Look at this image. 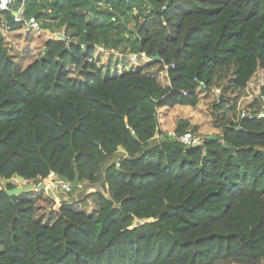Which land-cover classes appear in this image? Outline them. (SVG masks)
Instances as JSON below:
<instances>
[{"label":"trees","instance_id":"1","mask_svg":"<svg viewBox=\"0 0 264 264\" xmlns=\"http://www.w3.org/2000/svg\"><path fill=\"white\" fill-rule=\"evenodd\" d=\"M100 2L25 0L31 33L69 38L28 65L0 27V179L99 186L91 210L66 201L47 221L43 196L0 189V264H264V85L255 116L236 115L264 70V0ZM95 47L153 60L105 75ZM164 65L166 85L148 71ZM208 94L219 133L187 148L161 115L169 125ZM172 131L197 132L187 118Z\"/></svg>","mask_w":264,"mask_h":264},{"label":"rangeland","instance_id":"2","mask_svg":"<svg viewBox=\"0 0 264 264\" xmlns=\"http://www.w3.org/2000/svg\"><path fill=\"white\" fill-rule=\"evenodd\" d=\"M132 26V25H131ZM35 33H27L25 32L24 35H21L20 37L15 36V42L20 43L18 47L16 48L11 42L7 44L8 50L10 54L14 57L15 61L17 63H21V57L23 54H29L30 52H35V56H28L31 57L29 60H33L34 57L38 56L41 52L42 48V40H40L37 43L36 48H32L30 46L28 38L34 37ZM10 41H13V36L8 38ZM30 39V38H29ZM7 41V40H6ZM28 41V42H27ZM28 45L25 48H22L23 45ZM33 43H31L32 45ZM22 45V46H21ZM95 61L97 62V65L102 69L103 73L105 75H115V74H122L125 71H131V70H136L141 66L147 65L149 62L146 59H141L138 64H133L128 58L119 56V54H112V55H105V54H98L99 52L95 51ZM27 60L26 62H28ZM25 62V63H26ZM22 65H25L21 63ZM20 64V65H21ZM150 73H154L156 77L161 81L162 84L166 85L167 84V79L166 75L158 69L157 67L152 68L148 70ZM225 83V80L221 82V85ZM264 85V70L259 71L256 76L254 77L252 83L249 85L247 91H243L240 94V98L238 99V106H237V112L236 115L238 117L241 116L242 112H254L259 108L260 105V99H259V93L261 87ZM217 93H222L223 90L222 88H218L216 90ZM235 97V95H234ZM217 103L215 97L213 95H206V97H203L200 101V104L198 105L197 108H179L177 114H171L170 119L176 121L179 118H187L189 119L192 124L196 127V131L199 132L201 135L207 137V136H212L216 135L219 133V130L214 127V119L215 116L212 113L213 105ZM112 161H109L110 163ZM54 178H57L56 176H50L48 179H46L47 182L49 180ZM29 184H34L35 187L32 190V197L37 199L40 196H43V198L38 199V206H39V216L44 217V221H47L48 215L51 211H57L60 209V206L62 202H69L71 205H75L79 207L80 209H86V210H91L94 207V202L92 198H88L87 196H84V194L80 193L81 190H84L83 188H77L76 190H72V194L68 192H63L60 190H54L56 193V199H52L51 197L48 196L46 191L39 192L37 191L38 186L40 184H35V183H29ZM87 186V185H86ZM85 187V186H84ZM5 188V183L2 179H0V189ZM25 188V187H23ZM41 194V195H40ZM71 194V195H70ZM49 197L56 205L49 204L45 198ZM90 201V202H89ZM92 202V203H91ZM59 207V208H58Z\"/></svg>","mask_w":264,"mask_h":264},{"label":"built area","instance_id":"3","mask_svg":"<svg viewBox=\"0 0 264 264\" xmlns=\"http://www.w3.org/2000/svg\"><path fill=\"white\" fill-rule=\"evenodd\" d=\"M16 1L17 0H0V27H2V30L6 29L7 31H11V27L8 25L7 20H5V14L13 13V7ZM104 6L106 5L104 3V0H102V2L99 3V7H104ZM108 8L112 9L110 5L108 6ZM115 20L116 18H113V21ZM13 21L15 23H21L24 32H27V33L32 32V31H38L41 29V23L36 18L26 19L24 17V6L19 9L17 16H13ZM67 40H69V38H67ZM95 51L96 52L98 51L99 52L98 54L102 53L105 55H111V53H109L104 47H95ZM119 56L128 58L133 64H138V62L141 59H146L148 60V62L153 60L142 54H129V55H119ZM169 69H170V66L164 65L163 68L160 70L163 71L165 75H167V71ZM262 100L263 102H262L261 109L259 113L256 114V116L259 118L260 117L264 118V98ZM253 116L255 115L251 113H246V112H242L241 114V117L252 118ZM170 135L175 137L180 143H182L187 148H195L201 145L204 140L203 135H201L199 132H194V131H187L186 133L181 134V135H176L173 131H171ZM3 181L5 183V188H8V187L23 188L29 185L28 181L22 178H19V177H14L12 179L3 180ZM43 182L46 183L48 187H51L53 190H60L63 192L72 191L71 184L59 178H55L54 180L51 179L49 180V182H47L46 180Z\"/></svg>","mask_w":264,"mask_h":264},{"label":"crops","instance_id":"4","mask_svg":"<svg viewBox=\"0 0 264 264\" xmlns=\"http://www.w3.org/2000/svg\"><path fill=\"white\" fill-rule=\"evenodd\" d=\"M12 15H13V13H12ZM24 33L25 32H24L23 28H19L18 30H13V31L12 30L11 31H7L6 29L3 30V34H4V36H5L6 40H7V44H9V46H12V45H10L12 43L16 48L18 47V45L20 43H16L15 42V40H14L15 39V36L16 37H20L21 35H24ZM57 34H64L65 35V32L63 30H61V31L56 32L54 34V33H52L49 30H42L41 32L34 34L35 39H33L31 41V39L33 38L31 36V37H29L30 39L28 38V41H29L30 46H32V48L34 49V48L37 47V43L40 40H42V48H41V50H42L43 49V43L46 40H49V39L53 38L54 36H57ZM12 36H13V41H10L8 38H10ZM31 43H33V44L31 45ZM26 46H29L28 43H27V45H23L22 48H25ZM35 54H36L35 52L34 53L33 52H30L29 54H27V53L26 54H23V56L21 57V60H22L21 63H23L25 65H28L32 61L36 60L39 57L40 54L38 56L34 57L33 60H29L31 57H28V56H33V55L35 56ZM27 60H29V61L26 62ZM21 63L19 62L18 64H21ZM163 112L164 111H162L161 114H163ZM176 122H177V119H176V121L172 120V122L169 125H167L166 122H165V120H164V118H163V115H161V123H162V126H163V129L164 130L172 131L173 128L175 127V125H176ZM120 151H123V150L120 149ZM115 158L111 159L110 161L117 160V158L116 159ZM118 166H119V164H118ZM54 179L52 178V180H54ZM84 186L79 187V188H83L84 189V190H81L80 191V193L84 194V196H87L88 197L90 194H93V193H96L97 191H99V186H97V185H89L88 184L87 186L86 185H84ZM104 186L105 187L106 186L108 187V185H104ZM104 186H102V187L104 188Z\"/></svg>","mask_w":264,"mask_h":264},{"label":"water","instance_id":"5","mask_svg":"<svg viewBox=\"0 0 264 264\" xmlns=\"http://www.w3.org/2000/svg\"><path fill=\"white\" fill-rule=\"evenodd\" d=\"M24 2L25 0H17L14 7H13V16H17L18 15V11L20 8H22L24 6ZM59 39L62 40H66V36L64 34H57L56 36ZM70 44H73L72 42H70ZM159 58V57H156ZM263 118V117H260ZM104 186V185H102ZM35 185L34 184H29L27 185L25 188H14L11 191H9V195L14 196V195H19L22 194L24 192H28V191H32L34 189ZM104 190L106 191V187L104 186ZM37 191L41 192V191H46L48 196L51 197L52 199H56V193L55 191L51 188L48 187L46 183L42 182L40 183V185L38 186ZM61 207V205H59ZM59 208V207H58Z\"/></svg>","mask_w":264,"mask_h":264}]
</instances>
